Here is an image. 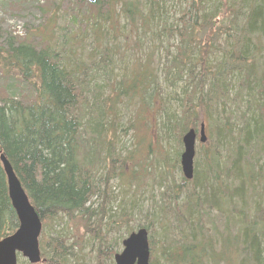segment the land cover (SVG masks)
I'll return each instance as SVG.
<instances>
[{
  "label": "trees",
  "instance_id": "trees-1",
  "mask_svg": "<svg viewBox=\"0 0 264 264\" xmlns=\"http://www.w3.org/2000/svg\"><path fill=\"white\" fill-rule=\"evenodd\" d=\"M68 2L96 9L95 15L82 17V34L55 33L58 21L74 19L48 10L45 28L31 32L43 37L42 45L9 37L0 46V66L35 93L27 103L15 96L0 98V158L10 162L42 221L41 264H85L79 258L83 246L68 235L76 220L91 236L92 264H114L121 241L150 227L130 229L143 210L133 205L126 211L107 186L101 193L99 182L125 178L136 192L154 163L161 168L160 187L168 192L155 202L159 214L153 219L165 229L156 253L149 237L150 264H212L208 250L213 253L222 236L211 229L214 246L207 248L203 227L209 218L213 225L225 219L226 243L235 234L230 221L238 226L235 247L228 244V256L214 264H231L234 248L238 264H264V0H178L185 8L172 19L166 0ZM103 7L109 11L102 12ZM121 22L142 33L139 41L150 43L149 48L157 45L158 53L172 48L175 56L162 69L152 59L137 71L127 63L126 74L115 83L118 62L108 46L117 40L112 34ZM96 78H103L104 86L95 85ZM136 101L140 113L156 115L158 130L155 144H147L138 159L132 150L117 149L118 108ZM203 123L208 142L197 150L189 182L180 166L182 138ZM243 162L247 170L242 172ZM221 197L230 208L225 217ZM119 223L126 224V233L115 240L111 233ZM18 226L0 159V241Z\"/></svg>",
  "mask_w": 264,
  "mask_h": 264
},
{
  "label": "rangeland",
  "instance_id": "rangeland-1",
  "mask_svg": "<svg viewBox=\"0 0 264 264\" xmlns=\"http://www.w3.org/2000/svg\"><path fill=\"white\" fill-rule=\"evenodd\" d=\"M144 1V0H143ZM184 3L181 5L178 0H166V6L164 9L167 11V15L170 19H172L173 14L179 15V9L185 8ZM77 9V10H76ZM57 11L60 12V17L64 15V13H67L69 16V19H74V21L68 20L66 23H57V25L53 28L55 30V33H61L64 36L68 35L71 36L73 34H82L85 29V25L81 26L80 23L82 22L84 16L92 15L96 13V9H93L91 7H74L72 6L68 0H0V35L2 37V40L0 41V46L2 47L5 39L11 37L12 39L19 40L21 42L26 41L28 38V43L42 45V38H36V36L31 37V32L36 31L39 33V30H43L45 28V21L51 16H48L49 13L47 11ZM109 11V8H102V12L107 13ZM176 15V16H177ZM72 17V18H71ZM179 17V16H178ZM123 28H126L124 26L123 22L120 23V25L117 26V30L113 31L112 37L116 41H114L111 45L108 46L110 49V56L113 61H117L118 64L116 67H114V70L116 72V78H112V80L117 83L122 80V76L126 74L125 67L128 63L130 66V71H137L140 67L145 65L149 59H152V62L158 66L159 68H163V64L168 62L167 60H170L173 56H175V51L172 48H166L163 52L158 53L156 51L157 45L152 46L149 48L150 43L147 41H139L140 36L142 33L139 31H135V29H130L129 27L126 28V31L123 30ZM43 36V35H42ZM63 36V37H64ZM67 37V36H66ZM140 42L141 49L137 48V43ZM94 44V43H93ZM92 45V43L90 44ZM143 45V46H142ZM93 47V46H92ZM167 56L170 57L167 59ZM154 71V69L152 68ZM15 77V73L8 74L6 71L0 66V98H5L8 96H15L19 98V100L30 102L34 98V88L30 86L29 84L17 82ZM113 83L112 86L115 88L117 85ZM94 84L98 86H104L105 81L103 78H96L94 80ZM181 85L177 86L178 88L176 91L173 90L174 93H179V88ZM105 91L108 93V89L106 88ZM104 91V92H105ZM106 93V94H107ZM177 96L174 95L172 98L173 104L176 103ZM133 105V106H132ZM131 107H127V109L120 106L118 109H121V112L118 113V124H117V137H118V143H117V149L123 153H127V151L132 150L135 153L136 159L139 158V155L142 154L143 150H145V147L147 144L152 143L155 144L158 130L156 129V115L153 112L149 113H140V110L138 109V101H136L134 104H132ZM133 121L136 122V129H132ZM145 121V122H144ZM146 121L149 125L148 128L145 127ZM200 127L197 131H199ZM141 137L140 143H138V139ZM142 139L145 141L142 142ZM201 145H198L197 150L199 149ZM157 147V145L155 146ZM174 149H176L175 145L173 146ZM126 150V151H125ZM171 151V150H170ZM173 151V150H172ZM261 162L264 164V156L261 159ZM135 164V163H134ZM130 167L133 165L129 164ZM247 164L245 162L242 163V172L247 170ZM127 169V168H126ZM159 168L157 164H150L149 165V171L147 173V176L145 175V178H142V184L140 185L142 189H138L136 192H133L136 188H132L130 190V186L128 183H126V179H120L118 178L111 180L109 183H107L106 178L103 177L105 174L103 171H101L100 176L102 175V181L99 182L100 184V191L101 193H104L106 186L109 190H111V197L116 199L118 202H123V208L125 207V210L128 212H131L130 208L133 205H136V207L141 208L143 210V216L139 218L138 220L134 221L130 225V229H136L138 225H145L150 227V237L154 238V244H155V253L161 249V244L159 242V239L162 240L161 237H163V231L165 229L164 225H160V222L158 223L155 219H153V215L159 214L158 213V207H155V202H159L163 194L167 193V188L160 187L161 184V178L159 175ZM142 169L139 168L137 171L138 173ZM142 174V173H141ZM175 174V173H174ZM249 174V173H248ZM131 175L129 169L125 171V176L129 177ZM141 176V175H140ZM175 178V181H178V175H173ZM142 177V176H141ZM173 180V181H174ZM166 183H169L167 181ZM169 185V184H168ZM123 197V198H122ZM169 197V196H168ZM125 201V202H124ZM101 202H103V199H101ZM154 206V208H153ZM228 204L225 202V200L221 197L220 198V209L222 213L224 214V217L227 212L230 211V208H228ZM123 208L119 211L120 214H123ZM220 218L218 219L219 222ZM107 221V220H106ZM225 225V219L221 220V224L213 225L211 223V218L208 219L207 224L204 225V229L207 231L208 238L206 239L205 243L207 248H210V244H212V248L214 246V240H211V236L215 237V233L211 232V229L216 230V235L219 237L220 235L222 237L221 240H218L219 244L218 246L215 245L213 248V253H211L210 250H208V254L212 257V264H214L218 260L225 259L228 254L225 248L228 245L229 247H235L236 243L233 239L237 235L238 226L230 221L231 227L234 229L235 234H231L232 239L230 243L223 242V237H226L224 234L222 235L223 226ZM70 230L68 232V235H71V238H73L76 241H78L82 246L83 250L82 253L79 254L80 260H82V263L85 264H92L93 261H91V257H89V253L91 252V236L88 234L85 230V228L82 226V224L79 222V220H76L75 222H72L70 225ZM126 224L123 223L122 225L119 223L117 231L112 232L111 236L116 237L115 240H118L119 237H125L126 233ZM217 228V229H216ZM126 239V238H125ZM72 242V240H71ZM70 242V243H71ZM123 241H121L119 247V252L121 253L123 250ZM95 244V243H94ZM205 246V247H206ZM217 246V247H216ZM202 245V248H205ZM233 250H236V248L232 249L229 253L231 264H238V261L235 256V252ZM158 255V254H157ZM155 255V256H157ZM114 261V258H113ZM195 261V260H194ZM22 262H25L27 264L28 261L26 259H23L22 257L19 259V264H22ZM162 262V261H161ZM205 262V261H204ZM177 263H181L177 260ZM176 263V264H177ZM115 264V262H114ZM162 264H167L165 261L162 262ZM196 264V263H194ZM209 264H211V260L209 261ZM218 264V263H217ZM221 264H224L221 261Z\"/></svg>",
  "mask_w": 264,
  "mask_h": 264
},
{
  "label": "water",
  "instance_id": "water-1",
  "mask_svg": "<svg viewBox=\"0 0 264 264\" xmlns=\"http://www.w3.org/2000/svg\"><path fill=\"white\" fill-rule=\"evenodd\" d=\"M82 1L90 4L97 3V0ZM207 141L204 124L201 125L199 138L195 130H190L184 135L182 139L184 151L180 165L186 180L191 181L194 178L197 144H206ZM0 159L7 177L9 198L19 221L17 231L0 242V264H18L19 255L27 259L30 264L45 262L42 261L39 247L42 221L10 162L4 155ZM150 259L149 233L146 229H140L123 242V251L115 256V264H150Z\"/></svg>",
  "mask_w": 264,
  "mask_h": 264
}]
</instances>
